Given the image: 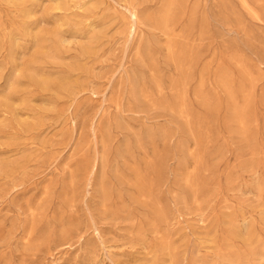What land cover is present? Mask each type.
Listing matches in <instances>:
<instances>
[{
	"label": "rangeland",
	"instance_id": "374dc122",
	"mask_svg": "<svg viewBox=\"0 0 264 264\" xmlns=\"http://www.w3.org/2000/svg\"><path fill=\"white\" fill-rule=\"evenodd\" d=\"M0 264H264V0H0Z\"/></svg>",
	"mask_w": 264,
	"mask_h": 264
},
{
	"label": "bare ground",
	"instance_id": "6f19581e",
	"mask_svg": "<svg viewBox=\"0 0 264 264\" xmlns=\"http://www.w3.org/2000/svg\"><path fill=\"white\" fill-rule=\"evenodd\" d=\"M129 13H130V16L133 19V21H136L137 20V14L135 12H133V11H129Z\"/></svg>",
	"mask_w": 264,
	"mask_h": 264
}]
</instances>
